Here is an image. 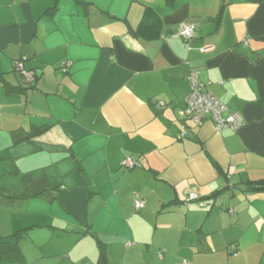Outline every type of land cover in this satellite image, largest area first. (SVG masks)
Returning a JSON list of instances; mask_svg holds the SVG:
<instances>
[{"label":"crops","instance_id":"0c3cea01","mask_svg":"<svg viewBox=\"0 0 264 264\" xmlns=\"http://www.w3.org/2000/svg\"><path fill=\"white\" fill-rule=\"evenodd\" d=\"M191 71L238 129L180 116ZM4 160L0 264H264V0H0Z\"/></svg>","mask_w":264,"mask_h":264},{"label":"built area","instance_id":"2783aa9c","mask_svg":"<svg viewBox=\"0 0 264 264\" xmlns=\"http://www.w3.org/2000/svg\"><path fill=\"white\" fill-rule=\"evenodd\" d=\"M179 34L187 41H191L195 37V28L193 24L183 22L180 24ZM210 47L203 46L201 52L209 50ZM70 63L63 65L62 70L67 71ZM19 68L23 72L24 77L28 82L35 80V75L32 71L25 70L20 64ZM191 91L185 98L184 107L180 108L179 114L183 119H192L196 124H201L207 118L212 119L216 124V129L221 131L224 129L236 130L242 125V118L239 114L233 113L228 116L224 115L227 106L217 98L211 91L206 89L203 82L200 81L197 71H191L188 76ZM166 103L162 100L156 103V107L162 109ZM185 131L182 136H185ZM138 164V161L133 158H126L122 165L126 168H132ZM188 201H199V196L194 190H190L187 196ZM145 205L144 200H137L136 207L141 208ZM202 206L205 203L201 202Z\"/></svg>","mask_w":264,"mask_h":264},{"label":"trees","instance_id":"16d2710c","mask_svg":"<svg viewBox=\"0 0 264 264\" xmlns=\"http://www.w3.org/2000/svg\"><path fill=\"white\" fill-rule=\"evenodd\" d=\"M156 106V104H155ZM157 108V107H156ZM158 110H161L159 108H157ZM126 158H133L134 160L138 161V164L135 165L134 167L132 168H126L124 165H122V167L126 168V169H134V168H137V167H140L141 166V159L140 158H134L132 156H127L123 159V161L126 159ZM122 161V162H123ZM214 166L216 167V169L218 170L219 173H222V170H221V167L219 166V164L212 160ZM246 184V191L248 192H261V191H264V179H260V180H254V181H247L245 182ZM137 200H144V199H136L134 201V208L135 210H141L145 207V205L141 208H137L136 207V201ZM145 202V200H144ZM90 232V230H89ZM24 234V231L20 230L16 233H13L12 235L8 236V237H0V261L1 259L5 256V255H8V254H12L14 255L16 258H22V251L20 249V246L17 242H13L12 240L13 239H19L22 235ZM97 242H98V245H99V258H98V261L96 264H110V260H109V257H108V254H107V244L105 242H103L101 239H99V237H95ZM236 249V247L234 246L233 247V250ZM159 256L161 258H163L164 256V252L163 250H161L159 252ZM187 260L183 259L182 261L178 262V263H175V264H187Z\"/></svg>","mask_w":264,"mask_h":264},{"label":"rangeland","instance_id":"374dc122","mask_svg":"<svg viewBox=\"0 0 264 264\" xmlns=\"http://www.w3.org/2000/svg\"><path fill=\"white\" fill-rule=\"evenodd\" d=\"M23 162V161H22ZM9 163H7V161H0V169H3V170H5V171H8V168H9ZM20 170L22 169V166H23V163L21 164L20 163ZM18 171H15V174L17 173ZM9 174V173H8ZM11 175V174H10ZM3 177H5V176H3ZM2 177V178H3ZM3 179H6V178H3ZM9 180V179H8Z\"/></svg>","mask_w":264,"mask_h":264}]
</instances>
